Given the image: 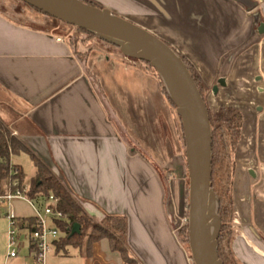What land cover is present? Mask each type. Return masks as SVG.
I'll list each match as a JSON object with an SVG mask.
<instances>
[{
	"label": "crops",
	"instance_id": "1",
	"mask_svg": "<svg viewBox=\"0 0 264 264\" xmlns=\"http://www.w3.org/2000/svg\"><path fill=\"white\" fill-rule=\"evenodd\" d=\"M97 1L190 60L211 109L227 105L242 113L232 246L242 264H264V0ZM91 46H79L80 58L64 35L0 11V119L95 221L126 219L136 264H194L167 200V170L188 171L174 108L155 74ZM22 155L30 157L21 152L12 162L21 165ZM21 204L30 207L17 201L19 217L34 216ZM4 213L0 207V264H24L31 257L26 231L18 256L8 259ZM47 264L127 263L104 238L90 256L53 246Z\"/></svg>",
	"mask_w": 264,
	"mask_h": 264
},
{
	"label": "water",
	"instance_id": "2",
	"mask_svg": "<svg viewBox=\"0 0 264 264\" xmlns=\"http://www.w3.org/2000/svg\"><path fill=\"white\" fill-rule=\"evenodd\" d=\"M61 21L86 29L116 45L127 57L148 62L161 75L181 118L189 176L188 239L194 264H223L218 253L222 227L217 196L212 188L213 131L209 111L187 64L153 32L83 0H23ZM259 32L264 33V23ZM221 85L225 82L219 80ZM218 86L213 87L216 92ZM252 173V171H251ZM81 225L74 223L72 233Z\"/></svg>",
	"mask_w": 264,
	"mask_h": 264
},
{
	"label": "trees",
	"instance_id": "3",
	"mask_svg": "<svg viewBox=\"0 0 264 264\" xmlns=\"http://www.w3.org/2000/svg\"><path fill=\"white\" fill-rule=\"evenodd\" d=\"M19 1L48 17L49 25L54 24L53 28L58 27L59 23L72 27L75 30L74 34L72 38L67 39L75 46V51L79 57H84V54L80 51L79 46L84 45L91 47L90 39L91 37L97 36L95 33L61 21L38 10L23 0ZM83 1L104 8L92 1ZM0 11L7 12L6 9H3L1 6ZM82 34L86 35V38H83L81 36ZM100 40L104 41L102 39ZM108 44L116 46L111 43ZM171 47L177 52L173 46ZM182 58L187 64L201 91V94L203 95L212 125V188L217 196V212L222 219V227L218 238V253L223 261V264H242L236 256L232 244L235 236L233 223L236 217L234 205V177L237 165L236 152L242 135L243 115L238 109L227 105H222L216 112H212L206 100V93L208 92V89L205 87L202 79L196 72V69L190 60L184 56H182ZM130 59L138 61L137 59ZM156 76H160L159 72L156 73ZM163 90L167 95L169 102L176 107L164 85ZM21 152L28 153L34 164V174L30 178L29 182L26 180V174L23 166L12 162V156ZM13 180H18L19 185L22 188H25L26 195L31 200L38 202L41 205L46 204L51 195L58 199L57 208L65 213L67 218H56L52 221L53 225L60 232L59 238L53 242V246L56 250L64 251L68 247H75L79 248L86 256H90L92 254L94 244L105 238L110 242L112 250L121 253L127 264H136V261L130 256L127 247L126 219L121 216L108 215L101 222L95 221L85 212L82 205L72 195L60 178L48 167V165L35 153L29 151L28 148L21 143L15 135H13L12 131L0 119V191L3 190L7 183H10V181ZM74 223H79L81 225L79 233H72ZM18 226L25 231H33L37 228V219L35 216L19 217ZM188 233V226L186 225L185 232L183 234V242L187 241ZM32 249L33 247H30L29 250Z\"/></svg>",
	"mask_w": 264,
	"mask_h": 264
},
{
	"label": "rangeland",
	"instance_id": "4",
	"mask_svg": "<svg viewBox=\"0 0 264 264\" xmlns=\"http://www.w3.org/2000/svg\"><path fill=\"white\" fill-rule=\"evenodd\" d=\"M88 1H92L99 6L105 7L104 4H102L101 2H99L97 0H88ZM0 6L3 9H6V11L10 15H12L14 19H16V20L20 21L21 23L28 25L30 27L48 30V31H51V32L56 33V34L64 35L67 38H72V36L74 34L75 30L72 27L65 26L64 24H61V23L58 24L59 25L58 27L53 28L54 24L49 25L48 17H46L45 15H43L41 12L37 11L36 9L22 3L19 0H0ZM112 12L117 14V12H115V11H112ZM124 18L131 21V22H134L133 18H130V17H124ZM81 36L83 38H86V35H84V34H82ZM90 40H91L90 42H92V44H94L98 49H102L103 51H105L106 53H108L114 57L121 58L122 60H124L128 63H131V64L140 65L142 68H144V70L152 72L155 75L158 72V71H156L155 68L151 67L148 63H146L144 61L131 60L129 57L125 56L120 51V49L118 47L110 45L104 41H101L97 36L91 37ZM159 75H160V73H159ZM160 76H158V79H159L161 88L163 90V85L165 86V84L162 81L163 79L161 80L162 77L160 78ZM163 92H164V90H163ZM208 93L209 92L206 93V100H207L208 106L210 107V102H209L210 96L208 95ZM165 96L167 98L166 94H165ZM167 100H168V98H167ZM168 102H169V100H168ZM173 108H174L176 117L180 121L181 126H182V121H181L180 116L178 115L177 109L174 106H173ZM211 111L216 112L217 110L212 107ZM181 129H182V140H183V148H184V161L186 163V146H185L183 126L181 127ZM18 159L20 160L21 165L24 168V172L26 174V180H27V182H29L30 178L34 174V164H33L30 157H26L24 155L18 156ZM167 171L169 172V174L166 175V177H165L166 188H167V192H168L167 193L168 194L167 200H168V203L171 207V210H174L175 214L178 216V219H177L178 223L176 225V228H177L178 236L180 237L181 241H183V234L185 232L186 225L188 226V217H189V176H188V171H185L183 175H182V171H180V174L174 170L168 169ZM21 205H22V208H21L22 212L31 213L33 211V209L31 207H26L23 204H21ZM48 225L53 226V222L50 219H48ZM233 228H234V226H233ZM184 243L190 250L189 239H187V241Z\"/></svg>",
	"mask_w": 264,
	"mask_h": 264
},
{
	"label": "built area",
	"instance_id": "5",
	"mask_svg": "<svg viewBox=\"0 0 264 264\" xmlns=\"http://www.w3.org/2000/svg\"><path fill=\"white\" fill-rule=\"evenodd\" d=\"M16 135V132H12ZM24 201L32 209L37 219V228L33 231H27L25 238L28 240L30 258L26 259L24 264H47L48 252L53 247V242L60 236L59 230L53 225H48V219L67 218V215L57 208L58 199L51 195L46 204H39L31 200L25 193V188L19 185L18 180L7 183L3 190L0 191V207L4 209V214L10 223L8 259L17 257L23 246L21 233L23 229L18 226V214L15 203Z\"/></svg>",
	"mask_w": 264,
	"mask_h": 264
}]
</instances>
